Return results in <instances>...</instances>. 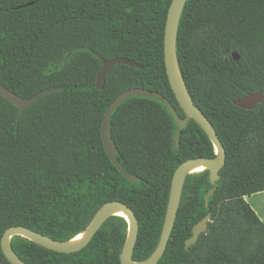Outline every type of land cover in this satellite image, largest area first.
<instances>
[{"label":"trees","instance_id":"trees-1","mask_svg":"<svg viewBox=\"0 0 264 264\" xmlns=\"http://www.w3.org/2000/svg\"><path fill=\"white\" fill-rule=\"evenodd\" d=\"M171 3L0 0V85L25 99L60 88L19 121L20 109L0 96V264H11L1 245L7 229L23 226L70 241L112 201L127 204L139 220L133 260L155 253L175 171L189 159L216 158L215 147L190 120L177 148L179 128L167 106L133 96L111 118L118 159L139 178L133 184L106 151L102 124L109 106L136 88L162 94L186 117L165 63ZM100 57L127 58L143 68L114 66L99 90ZM177 57L190 94L216 129L227 158L215 186L209 170L188 176L158 264H264V223L245 200L264 192V101L254 110L233 103L249 94L264 95V0H188ZM209 214L208 230L187 248L193 228ZM128 229L125 218L113 216L73 254L21 236L12 239V247L26 264H123Z\"/></svg>","mask_w":264,"mask_h":264},{"label":"water","instance_id":"water-1","mask_svg":"<svg viewBox=\"0 0 264 264\" xmlns=\"http://www.w3.org/2000/svg\"><path fill=\"white\" fill-rule=\"evenodd\" d=\"M188 0H172L169 8L168 18L165 29V63L168 78L172 87V90L181 106V108L186 113L185 118H181L173 106V104L162 94L158 92H153L146 89L136 88L130 89L123 94H121L108 108L102 124V139L106 151L108 152L113 164L121 172V174L131 183L137 184L139 178L127 173L118 159V149L113 139L112 128H111V118L114 111L118 106L126 102L129 98L133 96L153 98L162 102L169 113L174 118L176 125L179 130L176 132L175 141L176 147L178 148L180 143V134L183 129L186 128L190 120H194L207 134L210 138L212 144L216 150V158H193L182 163L175 171L172 187L170 192L169 204L167 209V214L165 218V223L160 238L159 245L155 253L147 260L142 262H136L133 260V255L135 247L137 244L139 236V220L136 216L134 210L127 204L121 201H112L104 205L99 212L96 214L95 218L89 225L88 229L85 231V236L79 242L70 241H58L44 234L35 232L29 228L23 226H13L5 232L1 245L2 250L11 264H26L14 251L12 247V239L16 236L24 237L39 246H42L48 250L63 253V254H73L83 250L87 247L102 226L113 216H117L116 213L121 211L127 215V222L129 225L128 237L125 243L123 252L121 254V261L123 264H158L159 261L164 256L172 232L174 230L178 212L181 206L182 195L185 187V183L189 175L194 174L192 171L199 167L205 166L206 170L210 171V180L212 185H216L217 181L220 179V171L226 165V150L221 142L216 129L214 128L211 121L206 117L204 112L195 103L190 94L189 88L185 82L184 76L179 67V61L177 57V42L180 29V23L183 16L184 9L186 7ZM32 4L25 5L23 7ZM233 58L235 60H240L239 55L233 53ZM102 62V68L100 69L97 77V88L103 90L106 83L107 73L111 68L117 65H127L135 69H142L143 66L127 58H115L112 60H106L100 57ZM60 91V88H49L43 90L42 92L36 94L35 96L25 99L13 91L9 90L3 85H0V96L7 99L14 106L20 109L18 121L21 119L26 110H28L34 103L41 100L42 98ZM264 101V95L262 92L257 94H249L233 103L235 106L245 110H254L258 104ZM216 187H214L206 196V204L209 206L210 197L214 195ZM211 221V214L207 215L201 222H199L193 228V236L187 241L186 247L197 243L200 236L208 230V223Z\"/></svg>","mask_w":264,"mask_h":264},{"label":"crops","instance_id":"crops-1","mask_svg":"<svg viewBox=\"0 0 264 264\" xmlns=\"http://www.w3.org/2000/svg\"><path fill=\"white\" fill-rule=\"evenodd\" d=\"M245 200L264 223V192L246 196Z\"/></svg>","mask_w":264,"mask_h":264},{"label":"bare ground","instance_id":"bare-ground-1","mask_svg":"<svg viewBox=\"0 0 264 264\" xmlns=\"http://www.w3.org/2000/svg\"><path fill=\"white\" fill-rule=\"evenodd\" d=\"M205 170H206V167H205V166H199V167L195 168L192 172H193L194 174H198V173H203V172H205ZM116 215H117L118 217H122V218L127 219V215H126L125 213L121 212V211L117 212ZM84 236H85V234H81V235L77 236V237L73 240V242H79L80 240H82V239L84 238Z\"/></svg>","mask_w":264,"mask_h":264},{"label":"rangeland","instance_id":"rangeland-1","mask_svg":"<svg viewBox=\"0 0 264 264\" xmlns=\"http://www.w3.org/2000/svg\"><path fill=\"white\" fill-rule=\"evenodd\" d=\"M198 174H200V173H198ZM192 175H195V174H192ZM183 196V195H182ZM182 201V200H181ZM112 218V217H111Z\"/></svg>","mask_w":264,"mask_h":264}]
</instances>
